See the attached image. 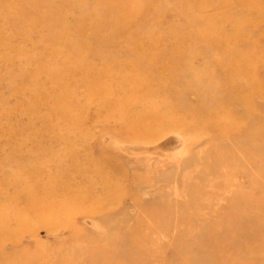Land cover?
Masks as SVG:
<instances>
[{"label": "rangeland", "instance_id": "1", "mask_svg": "<svg viewBox=\"0 0 264 264\" xmlns=\"http://www.w3.org/2000/svg\"><path fill=\"white\" fill-rule=\"evenodd\" d=\"M0 264H264V0H0Z\"/></svg>", "mask_w": 264, "mask_h": 264}]
</instances>
